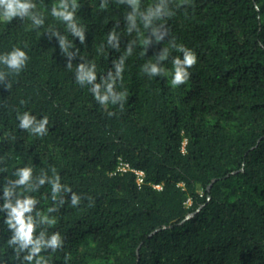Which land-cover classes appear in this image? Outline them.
<instances>
[{"label":"trees","instance_id":"trees-1","mask_svg":"<svg viewBox=\"0 0 264 264\" xmlns=\"http://www.w3.org/2000/svg\"><path fill=\"white\" fill-rule=\"evenodd\" d=\"M29 2L0 21V264H264V0Z\"/></svg>","mask_w":264,"mask_h":264},{"label":"clouds","instance_id":"clouds-1","mask_svg":"<svg viewBox=\"0 0 264 264\" xmlns=\"http://www.w3.org/2000/svg\"><path fill=\"white\" fill-rule=\"evenodd\" d=\"M32 7H34V5H32L29 0H0V21L11 22V20L18 16L22 18L25 15H28L29 9ZM53 14L63 16L65 20L71 19V13L57 12L56 10H54ZM177 50L184 52V58L183 60H181L179 57H177L173 61V69L171 71V85L173 87H177L181 84L186 83L190 75L188 69L193 67L196 64L197 60L194 52L186 48L184 45H179ZM164 58L166 57H161V59ZM25 59L26 53L22 49L17 48L13 50V52L6 58V63L13 68H19L24 63ZM150 71L153 75H156L158 73H161L163 70L157 65H152ZM81 73H83V68H81ZM85 78L89 81H92L95 79V76L92 73H87L82 74L79 77L81 81H83ZM98 87L99 86H97V88ZM109 92H111V85L109 86ZM97 99H99L101 103H105L108 100V96H100L99 92L97 91ZM34 119L35 118L32 117L29 113H23L20 116L21 123L19 127L24 129H31V131L42 135L46 131L45 126L48 123V119L47 117H45L43 121L39 122L35 127H33ZM18 175H20L21 177L18 183L23 184L29 180L31 176V169H21ZM58 188L59 185L56 184L54 185L53 190L56 191L58 190ZM78 202L79 197L74 195L72 200L73 205L77 204ZM32 204V200H26L23 202H18L14 207H12L11 205H6V207H11V219L9 220V223L13 224L14 227L18 225L16 238L21 240L25 246L31 243H35L37 245L33 248V252L35 253L40 250V241H33L34 224L31 217H25V213L31 211ZM48 243L53 247L58 245V235H53ZM29 259H31V256L29 257Z\"/></svg>","mask_w":264,"mask_h":264},{"label":"built area","instance_id":"built-area-1","mask_svg":"<svg viewBox=\"0 0 264 264\" xmlns=\"http://www.w3.org/2000/svg\"><path fill=\"white\" fill-rule=\"evenodd\" d=\"M129 168H130V166H129L128 163L122 162L119 169H121V170H127ZM133 170L138 175V181H139V183H142L144 181V172L142 170H137V169H133Z\"/></svg>","mask_w":264,"mask_h":264},{"label":"water","instance_id":"water-1","mask_svg":"<svg viewBox=\"0 0 264 264\" xmlns=\"http://www.w3.org/2000/svg\"><path fill=\"white\" fill-rule=\"evenodd\" d=\"M191 216V215H190Z\"/></svg>","mask_w":264,"mask_h":264}]
</instances>
